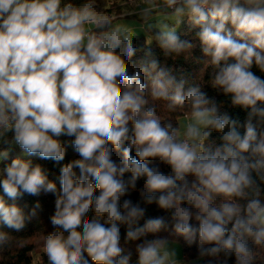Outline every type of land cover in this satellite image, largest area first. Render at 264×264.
I'll return each mask as SVG.
<instances>
[{"label": "clouds", "instance_id": "1", "mask_svg": "<svg viewBox=\"0 0 264 264\" xmlns=\"http://www.w3.org/2000/svg\"><path fill=\"white\" fill-rule=\"evenodd\" d=\"M123 7L113 16L101 0H0V142L11 133L27 155L59 163L60 137H74L79 155L61 167L59 191L30 160L0 169V251L22 243L5 229L20 233L37 215L39 203L26 213L17 201L51 193L52 231L40 237L47 264H131L120 226L128 241L166 230L163 216L137 226L142 205L152 204L170 213L177 236L198 241L207 264L264 262V79L251 71L264 73V0H127ZM129 15L165 55L191 53L194 45L177 35L182 21L199 29L211 86L247 110L243 134L199 84L185 92L186 80L150 52L130 72L137 28L125 22ZM173 114L184 123L175 119L174 127ZM213 131L222 134L219 145L206 143ZM157 158L169 172L146 163ZM137 190L138 202L125 198ZM135 252L136 264H182L165 238L143 239Z\"/></svg>", "mask_w": 264, "mask_h": 264}, {"label": "trees", "instance_id": "2", "mask_svg": "<svg viewBox=\"0 0 264 264\" xmlns=\"http://www.w3.org/2000/svg\"><path fill=\"white\" fill-rule=\"evenodd\" d=\"M77 2H82V0H76ZM103 8L106 12L111 13L113 10L115 0H101ZM146 33L136 35L135 46L137 48L136 55L133 56L128 62L130 65V72L134 70L135 67L139 65V62L145 59L146 53H151L153 57L158 60V63L161 67L169 68L173 71V74L177 77V79H185L186 84L184 91L187 92L188 88L199 84L201 86L202 91L206 92L208 97L216 100L217 103L221 104V112L227 113L231 119H235L239 121L237 130L243 134L245 131L244 122L247 116V110L238 107L232 106L230 98L224 96L219 90L214 89L211 86V68H205L204 62L208 59L203 52L201 43L197 36L199 31L198 28H192L188 22H182L177 27V35L180 36L182 40H187L194 45L189 55H165L164 51L159 47L158 43L153 40L151 44L147 43V36L149 34V30L145 29ZM152 33L157 31L156 29L151 30ZM119 51V49L117 50ZM125 59L128 58L125 56ZM251 71H253L256 75L260 76L264 79V73L260 72V70L253 65ZM146 83H148V91L150 93V80L148 77H145ZM161 104V112L163 113V102H158ZM187 107V105L185 106ZM167 115V113H164ZM173 114L172 123L174 127H177L176 120L180 117L179 115ZM176 119V120H175ZM264 128V126H258V131ZM222 134L213 131L209 137V140L206 142L207 144L219 145ZM74 137H60L61 142L64 144L66 149L65 159L59 163L55 162L51 159H41L39 156H19L13 153V151L8 152V156L5 159L0 160V169H3L7 164L11 162L14 158H20L22 160H30L33 165L39 164L44 170L45 174L48 176V179L56 183L57 190L61 189V184L59 180L60 169L64 164H67L75 159H79L78 153L72 147V140ZM133 156H135V150H133ZM113 159L119 161L122 159L121 154L113 150ZM146 163L151 166H159L162 171L165 173L170 171V167L162 163L158 158L157 159H149ZM78 173V169H76ZM130 176V173L125 174V178L127 179ZM145 178H141L137 182V189L143 186ZM189 180L192 177L188 178ZM261 189L264 191V184H261ZM0 194H2V189H0ZM131 199L133 202H138L139 191H133L130 196L125 197ZM125 198H122L125 199ZM7 199V198H6ZM11 203V201H9ZM39 203V208H36L37 215L36 217L27 224V227L20 233H16L13 230L5 229L9 231L11 235L15 238L21 240V245H15L6 251H0V264H47V257L43 255V247L40 241L41 235L45 231H52V226L50 224V216L54 213L55 210V195L54 194H44L41 193L39 196H31L25 194L22 198L17 201V204L24 209V211L30 212L36 204ZM142 207H146V215L143 219H141L137 226H142L146 219L151 217H165L166 221H168V227L166 230H161L156 234H148L146 237H142L141 240L138 241H128L126 238L127 234V226H120V243L126 249V251L132 252V262L137 259V255L135 252V247L137 243L143 241V239H155V238H165L167 240H174L179 242L182 248V256L183 259L191 264H207L208 258H201L199 255V244L198 241L188 244L183 237L177 236L170 222V213L159 209L156 204L152 205H142ZM89 215H92L90 212ZM195 226H198L196 221H191ZM207 247V246H205ZM37 249H40L38 252V257L34 260V254ZM131 262V263H132ZM229 264H235V258L232 257L229 260ZM258 264H264V262H258Z\"/></svg>", "mask_w": 264, "mask_h": 264}, {"label": "crops", "instance_id": "3", "mask_svg": "<svg viewBox=\"0 0 264 264\" xmlns=\"http://www.w3.org/2000/svg\"><path fill=\"white\" fill-rule=\"evenodd\" d=\"M126 2H127V0H118L117 6L113 7V10H111L110 14L113 16H117V15L121 14L122 12L126 11V9L123 7L126 4ZM75 3L79 4L81 2L75 1ZM124 19H125V22L133 24V26L137 28V34L138 33L139 34H143V33L145 34L146 33V30H145L146 28H144L142 26V21L137 16L129 15V16H126ZM120 22H121L120 20H117V23H120ZM182 22H187V20L185 19ZM12 142H13L12 134L9 133L8 137H7V143L0 142V151H7V152L13 151L14 154L19 155V156L27 155L26 153H24L19 148L18 145L14 144Z\"/></svg>", "mask_w": 264, "mask_h": 264}, {"label": "rangeland", "instance_id": "4", "mask_svg": "<svg viewBox=\"0 0 264 264\" xmlns=\"http://www.w3.org/2000/svg\"><path fill=\"white\" fill-rule=\"evenodd\" d=\"M76 0H74V2H75ZM118 1V0H117ZM117 1L115 0V3H114V7L115 6H117ZM167 23H172L173 22V20H168V21H166ZM136 35H139V33L138 34H136ZM178 121L182 124V123H184V118L182 117V116H180L179 118H178ZM12 143H14V141L12 142ZM15 144V143H14ZM1 160V159H0ZM169 241V244H170V247H172V248H174L175 249V251H176V253H177V259L178 260H180L181 262H182V264H191V263H188V262H186L184 259H183V256H182V248H181V245L179 244V242H177V241H174V240H168ZM40 251V249H37L36 250V252H35V254H34V260H36V257H38V252ZM136 260L137 259H135L133 262H132V264H136ZM33 264H34V261H33Z\"/></svg>", "mask_w": 264, "mask_h": 264}, {"label": "built area", "instance_id": "5", "mask_svg": "<svg viewBox=\"0 0 264 264\" xmlns=\"http://www.w3.org/2000/svg\"><path fill=\"white\" fill-rule=\"evenodd\" d=\"M110 14V13H109Z\"/></svg>", "mask_w": 264, "mask_h": 264}]
</instances>
